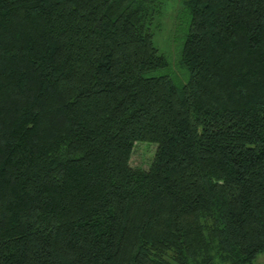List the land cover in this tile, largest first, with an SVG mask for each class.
<instances>
[{
	"label": "trees",
	"instance_id": "trees-1",
	"mask_svg": "<svg viewBox=\"0 0 264 264\" xmlns=\"http://www.w3.org/2000/svg\"><path fill=\"white\" fill-rule=\"evenodd\" d=\"M165 1L0 0V264L264 252V0H180L181 84Z\"/></svg>",
	"mask_w": 264,
	"mask_h": 264
},
{
	"label": "rangeland",
	"instance_id": "rangeland-1",
	"mask_svg": "<svg viewBox=\"0 0 264 264\" xmlns=\"http://www.w3.org/2000/svg\"><path fill=\"white\" fill-rule=\"evenodd\" d=\"M179 2L180 0L165 1L164 12L160 18L155 20L154 24L157 25L153 33L154 45L167 55L173 78L177 84H181L187 79L183 67L179 66L178 53L187 31L188 20L180 14ZM156 146L155 142L136 141L132 148L129 164L132 167L147 168L151 163ZM254 264H264V252L257 256Z\"/></svg>",
	"mask_w": 264,
	"mask_h": 264
}]
</instances>
